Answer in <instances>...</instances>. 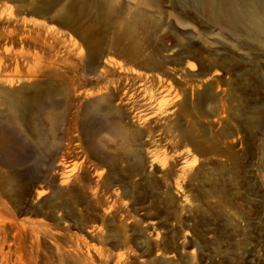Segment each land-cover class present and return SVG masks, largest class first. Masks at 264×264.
<instances>
[{
    "label": "rangeland",
    "instance_id": "obj_1",
    "mask_svg": "<svg viewBox=\"0 0 264 264\" xmlns=\"http://www.w3.org/2000/svg\"><path fill=\"white\" fill-rule=\"evenodd\" d=\"M101 67L133 83L141 112L122 102L124 141L97 115L89 124L105 159L90 176L111 169L118 200L85 192L60 219L49 193L22 187L50 165L22 127L23 145L0 154V223L8 214L22 229L18 264H264V48L182 0H0V73L57 70L60 89H89ZM74 144L76 171L87 163Z\"/></svg>",
    "mask_w": 264,
    "mask_h": 264
},
{
    "label": "bare ground",
    "instance_id": "obj_2",
    "mask_svg": "<svg viewBox=\"0 0 264 264\" xmlns=\"http://www.w3.org/2000/svg\"><path fill=\"white\" fill-rule=\"evenodd\" d=\"M104 1L100 0L101 3ZM182 1L206 20L223 25L232 32L243 33L249 40L264 48V0ZM179 52L178 55L183 60L185 52ZM105 69L104 67L96 69L97 71L95 68L90 69V72L94 73L96 83L92 87L89 84V89H82L84 87L82 83H72L63 90L50 81L52 77L61 74L57 70L13 68L7 71L8 73L2 72L4 70L1 71L3 74L0 73V123L2 124L0 154L14 146L23 145L19 142L22 127L27 128L38 146L48 148L47 157L50 165L46 170L41 171L42 173L36 168H31L22 187L26 191L27 184L31 189H35L38 198L49 193L52 198L46 202V206L52 212H58L57 216L60 219H63L64 215L59 213L69 206L67 200L78 201L85 192L89 193V201L94 205L102 203L103 200L107 201V198L113 203L118 200L113 193L111 169H108L107 176L99 175L95 180L90 176V169L97 173L98 168L100 170L101 166L105 165V159L93 146L89 124L93 115H97L101 127H106L124 141L126 134L122 121L127 115L121 105L123 101L128 100V103L131 100L134 86L133 83L107 79L108 71ZM5 85L9 87L18 85L19 88L7 89ZM133 103L132 106L128 103L129 108L134 112L137 111L134 115L141 118V112L138 110L140 106ZM39 116L48 122V129L44 130L41 126ZM78 129V135L73 136L72 131L77 133ZM71 143H75L78 153L87 163L76 171L71 167L69 169L67 164L68 158L74 155ZM72 153L73 155L70 156ZM2 162L8 163L9 160H2L0 156V163ZM16 165L11 162L6 164L9 168H15ZM14 200L11 199L10 203L12 204ZM10 217H14V214L11 213ZM40 225L44 226V224ZM9 228L12 229V235H9ZM0 234V246L3 251L5 250L3 263L18 264L17 252L22 234L20 225L13 218L9 220L7 214L0 223ZM29 234L30 239L33 240L34 233ZM30 242V249L33 250L34 243ZM10 254L15 258L10 260Z\"/></svg>",
    "mask_w": 264,
    "mask_h": 264
}]
</instances>
